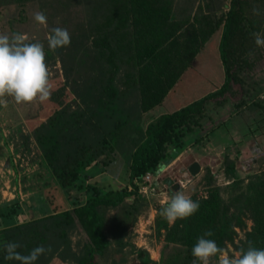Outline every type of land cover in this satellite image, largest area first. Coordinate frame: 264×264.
Wrapping results in <instances>:
<instances>
[{
	"label": "trees",
	"instance_id": "obj_1",
	"mask_svg": "<svg viewBox=\"0 0 264 264\" xmlns=\"http://www.w3.org/2000/svg\"><path fill=\"white\" fill-rule=\"evenodd\" d=\"M28 1L22 0V5ZM177 1L186 6L195 0H50L48 7L67 13L63 19L66 24L72 18L71 8L82 9L79 22L66 28L71 44L56 51L46 47L45 62L52 64L58 58L65 82L71 87L81 79L80 92L75 97L83 109L53 108L33 137L43 160L74 205L12 226L4 224L3 219L19 212L0 208V264H18L4 259V245L8 242L18 243V251L24 255L40 245L50 247V255L60 246L70 253L69 232L78 228L86 232L88 242L80 255L70 254L71 260L74 264H99L108 247L101 209L117 207L125 200L133 199L134 203L133 196L140 194L145 175L156 172L169 152L183 148L184 138L202 128L208 134L214 133L233 122L235 113L243 110L258 112L259 117L256 124L254 119L248 124L242 119L240 132L244 136L248 131L260 133L264 104L255 99L253 91L246 90L243 75L252 68L261 72L264 47L255 44L252 34L260 32L264 37V0H201L207 13L198 12L194 18L186 17L187 11ZM41 6L44 8V4ZM254 8L259 9V15L254 14ZM18 16L8 20L10 29L14 23H26L24 8H20ZM219 29L221 86L159 116L144 129L132 125L133 120L162 104L182 71ZM240 34L252 37L253 43L248 50V40L239 42L242 61L237 62L234 40ZM75 74L77 80L72 78ZM213 104L219 108L228 105L230 113L208 119ZM119 158L128 161V177L125 185L117 184L113 189L106 175ZM89 170L95 172L89 174ZM225 171L230 183L211 186L204 197H190L200 203L191 217L177 219L169 227L160 215L166 205L157 210V233L165 229V240L185 247L189 259L195 258L192 248L198 238L209 230L213 235L206 238L215 240L223 249L232 246L240 252L250 244L264 249V171L249 175L245 185L234 161L227 159ZM97 174H101L99 182H90ZM73 188L80 196L69 194ZM168 193L172 196L175 191L168 188ZM247 222H251L248 230ZM238 231L243 236L236 242ZM62 254L59 256L64 259Z\"/></svg>",
	"mask_w": 264,
	"mask_h": 264
},
{
	"label": "rangeland",
	"instance_id": "obj_2",
	"mask_svg": "<svg viewBox=\"0 0 264 264\" xmlns=\"http://www.w3.org/2000/svg\"><path fill=\"white\" fill-rule=\"evenodd\" d=\"M177 2L180 8L183 5L187 11L186 17L194 18L196 13L207 11L201 0H195L191 2L192 5L186 6L184 2ZM22 3V0H0V16H2L0 34L11 35L14 32L27 34L30 42L43 43L45 48L48 47L47 36L51 28L64 26L71 29L83 15L81 8H71L72 18L66 24L63 19L67 17V13H60L48 7L50 0L44 3L42 0H29L24 5ZM41 4H44V8ZM20 8L25 10L26 23H14L10 29L8 20L18 19ZM37 11H42L47 16V27L39 25L33 19V14ZM220 33L221 30H217L205 47L194 56L190 65L182 71L177 85L168 93L162 104L142 114L139 120H133L132 125H140L144 129L159 116L176 111L221 86L223 68L218 52ZM261 36L263 37L262 34ZM242 39L248 40L247 45L245 44L248 50L252 48L253 38L240 34L234 40V55L237 62L242 61L240 49L242 46H239ZM184 42L182 41V44ZM251 57L254 58L255 54ZM260 62L261 72L252 68L245 71L243 78L246 80V90L253 91L254 95L256 94L255 99L261 100L264 104V53ZM47 66L52 85L49 100L42 103L35 101L17 104L11 97H5L7 106L0 105V208L4 212L11 210L19 212V215L3 219V223L8 226L41 218L46 215L44 213H51L56 209L65 211L74 205L71 203V200H74L71 197L67 199L69 198L67 192L59 186L57 178L43 160L33 134L41 123L46 122L53 108L65 107L69 111L83 109V105L75 97L80 92L81 79L72 87L68 85L58 58ZM72 78L77 80L79 77L75 74ZM132 102L134 101L131 100ZM214 105L208 112V119L226 117L230 113L228 105L224 108ZM257 113L243 110L241 113H235L233 122L226 123L214 133L208 134L207 130L202 128L200 132L194 131L193 134L188 135L183 139V148H175L160 161L159 164L164 165V170L158 171L156 168L155 171L159 175L154 177L155 185L152 184L151 187L159 186L166 179L170 181L176 179L180 187L172 189L175 193L179 191L188 197L194 194L197 197H204L211 186H224L231 182L225 171L227 159L235 162L237 175L245 179V185L249 175L264 171V122L260 127V135L248 131L244 136L239 130L242 119L245 124L254 119L253 122L256 124L259 117ZM127 162L126 159L119 158L118 163L108 170L110 173L106 176L113 189L117 184L125 185L128 177ZM194 165L198 168L192 178L183 174ZM93 172L95 170H89V174ZM100 175L97 174L90 182H99ZM168 184L172 183L168 182ZM70 191L71 196H80L75 188ZM172 196L168 193V186L157 187L155 191L147 190L144 195L142 193L133 196L134 203L133 199L125 200L117 207L101 209L104 217L103 231L108 247L103 257H100L99 264H193L194 261L200 264L196 258L187 257L185 247L168 243L165 240V229L161 230L160 234L156 231L157 210L160 206H165ZM167 224L171 227L174 223L167 221ZM250 227L251 222H247V230ZM242 236L243 233L238 231L236 242ZM50 241L52 242L53 239L51 238ZM69 242L70 253L64 252L63 246H60L52 255L46 253L39 257L36 264H74L70 254L80 255L88 242V236L84 230L78 228L69 232ZM225 252L230 257L240 253L232 246H227ZM59 254L65 258L63 259ZM218 260L219 257L212 258L210 264H218Z\"/></svg>",
	"mask_w": 264,
	"mask_h": 264
},
{
	"label": "clouds",
	"instance_id": "obj_3",
	"mask_svg": "<svg viewBox=\"0 0 264 264\" xmlns=\"http://www.w3.org/2000/svg\"><path fill=\"white\" fill-rule=\"evenodd\" d=\"M254 14L259 15V9H253ZM33 19L39 25L47 27V16L42 11L33 14ZM255 44L264 47V37L260 33L252 34ZM71 44V38L66 28L55 27L47 36V46L52 51L67 47ZM46 54L43 43L30 42L27 34L12 33L0 34V105L7 106L5 97H11L17 104H27L35 101L45 102L50 99L52 85L50 83V71L45 62ZM158 171L164 170V165L157 166ZM190 176L188 173H183ZM172 183L171 185L168 184ZM176 179H166L157 187L179 189L180 184ZM153 184V182H152ZM155 185V184H153ZM177 186V187H176ZM159 189V188H158ZM200 207L199 201H193L182 192H176L160 211V215L169 223L177 219H185L194 215ZM212 231L205 232L198 238L192 248V255L200 264H210L212 258L219 257L218 264H264V249H258L249 245L247 250H241L238 255L230 257L225 249L218 246L211 237ZM21 246L15 242L4 245L7 261H16L18 264H36L41 255L51 251L50 247L43 245L32 249L27 255L21 254L18 249ZM196 264V261L193 262Z\"/></svg>",
	"mask_w": 264,
	"mask_h": 264
},
{
	"label": "built area",
	"instance_id": "obj_4",
	"mask_svg": "<svg viewBox=\"0 0 264 264\" xmlns=\"http://www.w3.org/2000/svg\"><path fill=\"white\" fill-rule=\"evenodd\" d=\"M156 175H159V173L158 172H155V173L152 172V173H147L145 175V177H144V185H143V187L140 190V194L143 193V195H144L147 190L149 191V190H153L154 189V191H155V188L151 187V186H152V182L154 180V177Z\"/></svg>",
	"mask_w": 264,
	"mask_h": 264
},
{
	"label": "water",
	"instance_id": "obj_5",
	"mask_svg": "<svg viewBox=\"0 0 264 264\" xmlns=\"http://www.w3.org/2000/svg\"><path fill=\"white\" fill-rule=\"evenodd\" d=\"M197 166H191L190 168H188V170L185 173L190 174L191 177H193L195 175V172L197 171ZM177 187V186H176Z\"/></svg>",
	"mask_w": 264,
	"mask_h": 264
}]
</instances>
